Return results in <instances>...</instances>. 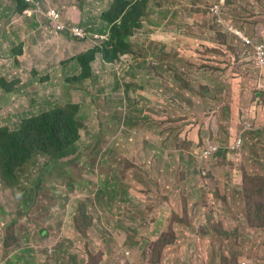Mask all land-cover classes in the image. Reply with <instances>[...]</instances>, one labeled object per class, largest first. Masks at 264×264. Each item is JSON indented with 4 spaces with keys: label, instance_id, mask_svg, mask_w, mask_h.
Instances as JSON below:
<instances>
[{
    "label": "rangeland",
    "instance_id": "374dc122",
    "mask_svg": "<svg viewBox=\"0 0 264 264\" xmlns=\"http://www.w3.org/2000/svg\"><path fill=\"white\" fill-rule=\"evenodd\" d=\"M43 1L57 19L0 0V127L79 104V165L39 182L29 167L17 185L0 174V264H264V205L246 197V175L264 176V50L258 65L236 34L264 41V0H150L131 53L99 56L72 87L113 0Z\"/></svg>",
    "mask_w": 264,
    "mask_h": 264
},
{
    "label": "trees",
    "instance_id": "16d2710c",
    "mask_svg": "<svg viewBox=\"0 0 264 264\" xmlns=\"http://www.w3.org/2000/svg\"><path fill=\"white\" fill-rule=\"evenodd\" d=\"M149 2L150 0H113L111 5L100 15L102 25L97 30L99 35H107L108 40L102 41L101 44L77 56L81 73L78 76L67 78L66 82L68 84H82L83 81L91 78L90 64L97 59L98 55L104 62L113 64L119 61L123 55L131 52L133 45L131 38L142 27V18L147 15ZM17 4L19 5L17 11L23 13L28 8L26 13L30 14L29 3L26 0H17ZM57 14L60 15L58 9ZM44 20L50 22L45 16ZM51 24L58 26L59 21L56 24ZM62 24L65 25L64 21ZM218 35L222 41H226L229 37V34L223 30H218ZM13 54L16 56L23 54V48L16 50ZM205 91L212 93L214 88L207 84ZM82 119L80 105L68 102L65 105L54 106L39 115L24 119L16 130L0 127V174L3 180L17 185L26 179L29 167L40 169L37 177L38 182L56 171L64 175L72 174L71 169L79 165L76 160L79 156L78 143L83 128ZM254 135L255 138L260 139L264 135V129L258 130ZM245 146L252 148L255 147V144L252 141H247ZM39 158H43L45 162L39 164ZM246 179L248 180L246 197L248 199L260 198L264 205V176L246 175ZM116 191V186H113L111 195L115 196ZM102 194L99 191L95 199L96 206L100 208L102 206ZM82 200L83 197L77 204L71 206V209L81 204ZM120 202L127 203L128 201L126 202L125 198ZM255 220L264 227V211L261 215L257 214ZM17 223L18 221H15L16 225ZM231 255L232 258L224 257L227 264H240L239 254L232 253ZM88 263L95 264L93 261H88Z\"/></svg>",
    "mask_w": 264,
    "mask_h": 264
},
{
    "label": "clouds",
    "instance_id": "9594fccd",
    "mask_svg": "<svg viewBox=\"0 0 264 264\" xmlns=\"http://www.w3.org/2000/svg\"><path fill=\"white\" fill-rule=\"evenodd\" d=\"M28 3H29V7H32V8H36V10L38 11V13H42L43 15H45L48 19H50V16H49V12L51 11V10H55L56 12H57V8L56 7H52V6H49V5H45V1H43V0H37V1H39L40 3H41V7L39 8V7H37L35 4H32L31 2H29L28 0H26ZM26 11H28V8L25 10V12H23L24 14L26 13ZM20 12V11H19ZM26 15H27V13H26ZM73 33V32H72ZM74 35V34H73ZM238 35V34H237ZM101 37V39H104V40H108V36L107 35H101L100 36ZM238 37L241 39V37L238 35ZM249 39V38H248ZM104 40H102V41H104ZM242 40V39H241ZM251 40V39H250ZM102 41H101V43H102ZM252 41V40H251ZM101 43H99V44H101ZM242 43H243V46L244 47H249V48H251V50H252V55H255V51H254V48H253V46H249V45H247V44H244V42H243V40H242ZM253 44H260V43H264V41H257V42H252ZM99 44H96V45H99ZM96 45H94V46H96ZM94 46H92V47H94ZM92 47H90V48H92ZM89 48V49H90ZM132 48H133V45H132ZM88 51V49L87 50H85V51H83V52H81V53H79L77 56H79V55H81V54H83V53H85V52H87ZM129 53H131V52H129ZM128 53V54H129ZM126 55V54H125ZM77 56L75 57V62H76V64H77V66L79 67V73L78 74H76L75 76H78L80 73H81V66L78 64V62H77ZM100 55H98L97 56V58L99 57ZM97 60V59H96ZM95 60V61H96ZM254 61H255V63L256 64H258L257 63V60H256V58L255 59H253ZM95 61H92L91 62V64H90V66H91V69H92V76H91V78H89V79H86L85 81H87V80H93L94 79V70H93V62H95ZM106 63V62H105ZM259 65V64H258ZM84 82V81H83ZM82 82V83H83ZM3 83L6 85V82L5 81H3ZM70 85H81V84H72V83H70ZM210 147H215L216 148V151L212 154V156H214V155H216L218 152H219V150H220V147H219V145L217 144V143H210V144H208L207 146H205L203 149H202V151H201V156H203L204 155V153L206 152V150L208 149V148H210ZM240 147H241V144L239 143V142H237V141H234V143H233V145L231 146V148L232 149H240ZM89 234H91L90 232H89ZM91 235H93V233L91 234ZM92 237V236H91ZM170 242V241H169Z\"/></svg>",
    "mask_w": 264,
    "mask_h": 264
},
{
    "label": "built area",
    "instance_id": "2783aa9c",
    "mask_svg": "<svg viewBox=\"0 0 264 264\" xmlns=\"http://www.w3.org/2000/svg\"><path fill=\"white\" fill-rule=\"evenodd\" d=\"M29 2H31L32 4H35L37 7H41V3L37 0H28ZM49 16H50V19H56L58 14L55 10H51L49 12ZM59 28V27H58ZM73 34L75 36H78V37H84L85 36V32L83 29H80V28H76L74 29L73 31ZM236 34H238L241 39L243 40L244 44H247L249 46H253L254 48V51H255V58L257 60V63L260 64L261 62V55H260V51L264 50V43H260V44H253L252 41L244 36H242L239 32H236ZM216 151V148L215 147H210L206 150L205 152V155L206 156H210L212 155L214 152ZM242 264H245V262H242Z\"/></svg>",
    "mask_w": 264,
    "mask_h": 264
},
{
    "label": "crops",
    "instance_id": "0c3cea01",
    "mask_svg": "<svg viewBox=\"0 0 264 264\" xmlns=\"http://www.w3.org/2000/svg\"><path fill=\"white\" fill-rule=\"evenodd\" d=\"M63 233H65V231H64ZM63 233H62V234H63ZM90 233H91V232H90ZM91 234H92V233H91ZM92 237H93V235H92Z\"/></svg>",
    "mask_w": 264,
    "mask_h": 264
},
{
    "label": "bare ground",
    "instance_id": "6f19581e",
    "mask_svg": "<svg viewBox=\"0 0 264 264\" xmlns=\"http://www.w3.org/2000/svg\"><path fill=\"white\" fill-rule=\"evenodd\" d=\"M227 1V0H226Z\"/></svg>",
    "mask_w": 264,
    "mask_h": 264
}]
</instances>
